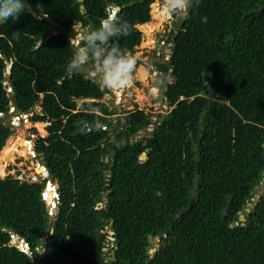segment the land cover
<instances>
[{"label": "trees", "instance_id": "obj_1", "mask_svg": "<svg viewBox=\"0 0 264 264\" xmlns=\"http://www.w3.org/2000/svg\"><path fill=\"white\" fill-rule=\"evenodd\" d=\"M155 2L28 0L32 13L0 24V152L7 120L39 108L31 122L47 137L34 151L58 196L50 216L48 180L0 178V264H36L40 253L38 264H264V187L254 203L264 182V0H199L174 27L169 83L158 87L171 110L139 144L123 141L150 115L128 112L114 126L110 92L66 69L73 23L98 26L117 10L130 31L114 42L134 55ZM106 228L112 242L99 239ZM161 237L151 254L149 239Z\"/></svg>", "mask_w": 264, "mask_h": 264}, {"label": "clouds", "instance_id": "obj_2", "mask_svg": "<svg viewBox=\"0 0 264 264\" xmlns=\"http://www.w3.org/2000/svg\"><path fill=\"white\" fill-rule=\"evenodd\" d=\"M156 3L158 4V8L162 16L164 17L165 21L163 22V24L165 25V29L167 30L162 32L163 36H161L156 41L153 50H151V53L153 54L152 55L153 69L151 68V74H152L151 77H154L155 80L159 78L157 75L154 74H155V68L158 67V65H161L162 69L161 71H158V73L162 72L160 78L163 80V78L168 75L167 73H165L167 70H165L164 67L166 66L168 67V63L170 61L171 53H172L171 52L172 39L169 35L174 30V27L177 28L180 27L181 22H183L181 21V19L182 18L185 19V17L188 15L189 11L193 8V6L198 5L199 0H159V2H155L154 4ZM151 7H150V14H151ZM32 12H33L32 5L28 3V0H0V24L6 23L10 19L17 21L25 13H32ZM116 12L117 10H111L109 13H107L106 16L98 22V26H94L91 24L82 25L77 30L76 35L74 37L75 46L71 43L74 46V48L72 51V55L66 65V69L69 73L87 71L90 74L92 78V83L95 86H97L100 89H104L107 92H112V93L123 92L127 88L131 87V84L135 79V71L137 64V60L131 52L122 50L119 44L117 42H114V38L120 36H127L130 31L129 24L126 21H123L116 14ZM203 20L204 22H206V18H203ZM150 21H151V16H150ZM137 29L139 30V26ZM13 35L17 39L19 38L18 32H14ZM70 39H72V37ZM159 63H163V64H159ZM168 72H170V70H168ZM6 74H8V70ZM157 83L161 87L163 86L159 80H157ZM9 94H11L10 88L8 95ZM114 99L116 101V98ZM111 100H113L112 97ZM163 102H165L164 97L161 103ZM11 112L13 113V110H11ZM21 117H26V116H21ZM15 118L18 117L16 116ZM149 120H150V125L145 130L141 131L139 136H136L138 138L129 137L133 139L132 144L136 143V140L138 139H141L142 141V138L144 137L145 133L146 134L148 133V137L146 136V138L148 139L152 138L151 136V133L153 132V124L151 122L152 118H150ZM113 125L119 126L120 122L117 123L116 121L113 120ZM102 129L107 130L106 128H102ZM115 138H116V134L112 135L113 141L115 140ZM33 154L34 156H38L34 150H33ZM144 159H145L144 157L141 158L142 161ZM198 160H199V156H198ZM42 166H44L43 161L37 165V167H42ZM43 172H45V176H43L44 175ZM43 172L40 175L38 174V176L40 177L39 181L48 180V182L45 186L44 193L42 194V200L45 202V206L48 210L49 215L51 216L54 214L50 213L49 211L53 210L55 212L56 204L58 202V196L56 193V187L49 180V174L46 167L45 169H43ZM52 185L55 188H53ZM49 186H51V188L55 190L54 192L55 197H53L50 204H47L45 194L47 191V187ZM106 229L104 232L101 233L102 235L104 233L107 234V231L109 232L108 235H110L111 231ZM10 234H11L10 241L15 238V240L20 243L19 245L16 246L13 245V246L20 248L23 252L27 253L26 242L20 237L16 236L14 233H10ZM107 238L109 239L108 241L112 242L110 240V238H112L111 235ZM10 245L12 244L10 243ZM40 254H37L36 256H32L31 257L32 260H36V262L38 263L39 260L43 258V253Z\"/></svg>", "mask_w": 264, "mask_h": 264}, {"label": "rangeland", "instance_id": "obj_3", "mask_svg": "<svg viewBox=\"0 0 264 264\" xmlns=\"http://www.w3.org/2000/svg\"><path fill=\"white\" fill-rule=\"evenodd\" d=\"M154 10L156 12V15L153 14ZM150 16H151V21H150L151 25H149L148 27L144 26L142 28H139V30L143 35V39L141 44L139 45L138 48H136V51L134 53V57L137 60L135 79L131 84L134 85L131 86V88H127L123 92H115V93L110 92V95H106L104 100L106 103H108V106H110L111 110L114 112V116L112 117V119L117 123L119 122L121 123L123 119L127 116L128 112L143 111L146 114L155 115V117L161 119L162 117L167 115L171 109L169 108V106L165 104V102L160 103V101L157 100L158 98L161 100L163 99V95L158 88V86L160 85L157 83V80H159L160 83H162L163 85L169 83L167 76H165L163 80L160 78L162 72L158 73V71H161V65H158V67L155 68V74H154L157 75L159 78L155 80L154 77H151L152 76L151 68L153 69V65H152L153 54L151 53V50H153L156 41L161 36H163L162 32L167 30L165 29V25L163 24V22L165 21L164 17L160 12L157 3L152 5ZM154 16H157V20L155 21H153ZM80 27L81 25L79 23H73L71 28L76 34L77 30ZM71 43L75 46L74 39H72ZM159 64H163V63H159ZM140 70L145 75H142L140 73L141 72ZM3 88L5 93L8 94L9 88L7 83L4 84ZM154 89H156V93H155V97L152 98V92ZM111 97L113 98V100L109 99ZM114 98H116V101ZM37 112H39V108H35L26 117H21V116L18 118L10 117L7 120L6 125L8 126V129L12 131L13 134L11 135V137L7 139L4 147H6L7 145L10 147L11 145L15 146L14 148L15 151L11 153L12 162H7V165H5L3 173H0V178L3 179L6 176L10 175L14 178L16 177L23 180L39 182L40 177L36 173V169L38 168L37 165L42 162V159L39 158L38 156H34L33 154L34 142L39 138L41 139L46 138L47 133H46L45 124H41V123L33 124L31 122L32 116ZM1 118H3V116H0V119ZM146 136H148V133L147 134L145 133L144 137ZM1 155H2V150L0 152V157ZM4 163L6 162L4 161ZM263 187H264V182H262V184H260L259 188L257 189L255 198H257L259 193L262 191ZM53 188L48 187L47 189H50L49 193L50 194L52 193V197H55L54 194L55 190ZM46 198H48V196ZM103 202H105L104 197H103ZM49 212L55 215V212L53 210L52 211L50 210ZM108 233L109 232L107 231V236L109 237L110 235H108ZM10 243L15 246L20 244L15 240V238L12 239ZM155 250H156V245L152 244V249L150 250V252L152 253Z\"/></svg>", "mask_w": 264, "mask_h": 264}, {"label": "water", "instance_id": "obj_4", "mask_svg": "<svg viewBox=\"0 0 264 264\" xmlns=\"http://www.w3.org/2000/svg\"><path fill=\"white\" fill-rule=\"evenodd\" d=\"M181 21H184V18H182L181 19ZM84 72H87V71H84ZM110 100H111V98H109ZM202 123V121L200 120L199 121V124H201ZM151 138V137H150ZM141 142V139H138V140H136V143L137 144H139ZM124 145L125 146H128V145H130V144H132L133 143V139L132 138H129V137H126L125 139H124ZM196 146H198V143L196 144ZM118 149H120V150H122V148L120 147V148H118L116 145H113L112 146V149H111V154H113L116 150H118ZM194 152H195V155H194V157H195V162L197 163L198 162V155H197V148H194ZM4 165H7V162L6 163H3ZM195 168H197V164H195ZM104 174H105V176H106V178H108V176L110 175V171H105L104 172ZM197 188V182L195 183V189ZM262 192H260V194H261ZM193 196L196 198L197 197V193H196V191H194L193 192ZM98 201L101 203L100 204V207L101 208H104V203H103V199L102 198H99L98 199ZM256 202H258V199L256 198L255 200H254V203H256ZM191 205H192V203L190 204V207H191ZM253 207V205L252 204H248L247 205V208L245 209V213H249L250 212V210H251V208ZM239 220H240V222H244L245 220H244V216L243 215H241L240 217H239ZM110 235L111 236H113V233L111 232L110 233ZM167 235V232H166V234H165V236ZM164 236V237H165ZM101 237H102V234H100L99 235V239H101ZM164 237H161V238H159V239H157V240H154V241H151L152 239H149V241L150 242H152L153 244H159L162 240H163V238ZM110 240L111 241H113L114 239L113 238H110ZM155 252H153L152 254H154ZM109 256H110V260L113 262L115 259H114V250H112L111 252H110V254H109Z\"/></svg>", "mask_w": 264, "mask_h": 264}, {"label": "bare ground", "instance_id": "obj_5", "mask_svg": "<svg viewBox=\"0 0 264 264\" xmlns=\"http://www.w3.org/2000/svg\"><path fill=\"white\" fill-rule=\"evenodd\" d=\"M150 40V39H149ZM160 67V66H159ZM141 71V70H140ZM139 72V71H138ZM142 75H145L142 71L140 72ZM155 93H156V89H154L153 90V92H152V98L153 97H155ZM118 100V99H117ZM158 101H160V103L162 102V100L161 99H157ZM9 144V143H8ZM27 144V143H26ZM15 146H12L11 145V147L10 146H6V147H4L3 149H2V155H1V157H0V173H3V171H4V168H5V165L4 164H2V162L4 163V161L5 162H12V158H11V153L12 152H14L15 151ZM2 161V162H1ZM45 169V167L44 166H42V167H38L37 169H36V173L37 174H41L42 172H43V169ZM43 176H45V172H43ZM50 188H51V186H49ZM48 188V187H47ZM49 190L50 189H47V191H48V193H47V191H46V197L48 196V198H46V200H47V204H50L51 203V201H52V199H53V197H52V193L50 194L49 193ZM49 194H50V196H49Z\"/></svg>", "mask_w": 264, "mask_h": 264}, {"label": "flooded vegetation", "instance_id": "obj_6", "mask_svg": "<svg viewBox=\"0 0 264 264\" xmlns=\"http://www.w3.org/2000/svg\"><path fill=\"white\" fill-rule=\"evenodd\" d=\"M133 85H134V84H133ZM133 85H131V86H133ZM130 88H131V87H130ZM145 114H146V113H145ZM149 115H150L149 119H150V118H153V120H152L151 122H152V124H153V129H154V125H155V123L161 121L163 117L160 119V118H158V117H155V115H151V114H149ZM147 137H148V136H147Z\"/></svg>", "mask_w": 264, "mask_h": 264}, {"label": "built area", "instance_id": "obj_7", "mask_svg": "<svg viewBox=\"0 0 264 264\" xmlns=\"http://www.w3.org/2000/svg\"><path fill=\"white\" fill-rule=\"evenodd\" d=\"M18 180H20V181H24L23 179H19V178H17ZM26 181H28V182H35V181H29V180H26Z\"/></svg>", "mask_w": 264, "mask_h": 264}]
</instances>
